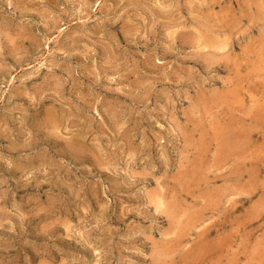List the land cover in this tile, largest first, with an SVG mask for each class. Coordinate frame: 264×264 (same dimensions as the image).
I'll return each mask as SVG.
<instances>
[{
  "label": "rangeland",
  "instance_id": "374dc122",
  "mask_svg": "<svg viewBox=\"0 0 264 264\" xmlns=\"http://www.w3.org/2000/svg\"><path fill=\"white\" fill-rule=\"evenodd\" d=\"M0 264H264V0H0Z\"/></svg>",
  "mask_w": 264,
  "mask_h": 264
}]
</instances>
